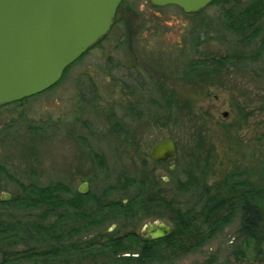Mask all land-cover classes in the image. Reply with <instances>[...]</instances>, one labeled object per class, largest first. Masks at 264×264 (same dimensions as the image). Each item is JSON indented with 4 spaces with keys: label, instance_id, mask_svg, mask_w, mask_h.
I'll return each mask as SVG.
<instances>
[{
    "label": "rangeland",
    "instance_id": "obj_1",
    "mask_svg": "<svg viewBox=\"0 0 264 264\" xmlns=\"http://www.w3.org/2000/svg\"><path fill=\"white\" fill-rule=\"evenodd\" d=\"M257 1L264 4L217 0L187 15L122 0L106 38L57 85L0 107V200L55 184L67 200L86 184L93 210L96 202L128 204L136 191L127 183L144 180L155 206L163 200L186 209L192 197L174 190L185 172L214 202L263 185L264 15L251 42L227 26L234 10ZM226 57L233 61L209 65ZM163 139L174 141L176 158L154 164L149 151ZM135 210L112 222L111 232L139 235L149 222L169 223L157 207ZM42 211L0 206V223ZM238 228L235 218L211 242L164 264H264V220L255 241L240 240Z\"/></svg>",
    "mask_w": 264,
    "mask_h": 264
},
{
    "label": "trees",
    "instance_id": "obj_2",
    "mask_svg": "<svg viewBox=\"0 0 264 264\" xmlns=\"http://www.w3.org/2000/svg\"><path fill=\"white\" fill-rule=\"evenodd\" d=\"M232 13L227 26L241 37L242 42H251L261 34L258 22L264 15V4L257 1ZM227 61L233 59L226 57L211 61L209 65L221 67ZM191 67L196 68L193 65ZM129 182L128 185H135L136 193L127 201L128 204L96 202L93 210L85 204L87 195L75 192L64 200L62 194L66 191L58 184L33 186L24 190V196L11 202L0 200V206L15 205L23 210L43 209L40 216H10L6 222L0 223V264L44 260H111L126 261L128 264H153L160 261L164 264L193 253L211 242L235 218L239 219L237 235L240 240L248 243L259 237L260 223L264 220L258 214L264 211V184L239 197L214 202V199L206 198L199 178L185 172L183 179L175 182L174 190L180 195L190 194L192 202L186 209H175L171 202L163 200H159L160 206H155L157 200L147 194L146 181ZM250 206L255 208V216H250ZM156 207L160 215L173 226V233L168 238L145 242L129 235L117 237L106 232L108 224L127 218L126 215L134 208H137L135 212L147 214ZM130 245L139 247L137 258L118 257L125 253L123 248L128 249Z\"/></svg>",
    "mask_w": 264,
    "mask_h": 264
},
{
    "label": "water",
    "instance_id": "obj_3",
    "mask_svg": "<svg viewBox=\"0 0 264 264\" xmlns=\"http://www.w3.org/2000/svg\"><path fill=\"white\" fill-rule=\"evenodd\" d=\"M121 1L0 0V107L57 84L66 68L108 34ZM213 1L149 0L153 7L173 6L187 15ZM176 155L174 141L163 139L151 147L149 160L156 164ZM87 191L86 184L78 189L81 195ZM147 233L157 240L169 237L173 229L162 222L148 224Z\"/></svg>",
    "mask_w": 264,
    "mask_h": 264
},
{
    "label": "flooded vegetation",
    "instance_id": "obj_4",
    "mask_svg": "<svg viewBox=\"0 0 264 264\" xmlns=\"http://www.w3.org/2000/svg\"><path fill=\"white\" fill-rule=\"evenodd\" d=\"M119 8V7H118ZM118 10V9H117ZM116 14H117V11H116ZM115 14V16H116ZM115 19V17H114ZM113 25H114V20H113ZM112 25V26H113ZM111 26V28H112ZM110 28V29H111ZM110 32V30H109ZM108 32V33H109ZM108 35V34H107ZM106 38V36L100 40L98 43H96L93 47H91L86 53H84L80 58H78L73 64H75L76 62L80 61L90 50L94 49L95 47L99 46V44ZM72 64V65H73ZM72 65H70L69 67H71ZM68 67V68H69ZM66 68L63 72V74L65 73V71L68 69ZM62 74V76H63ZM62 78V77H61ZM61 80V79H60ZM78 193V192H77ZM79 194V193H78ZM81 195V194H80ZM85 196V195H84ZM158 223H161V222H158V221H152V222H149L147 224H145V226H143V229L141 230L140 234H134V233H127V234H116V233H113L111 232V227L113 226V224H111L110 227H108L106 229V232L107 233H112V234H115L117 237H122V236H126V235H129V236H132L136 239H139V241H145V242H150V241H158V240H162V239H157V240H153L151 239V233L148 234L147 233V228H148V224H152V225H156ZM164 223V222H162ZM115 225V224H114ZM168 226H170L172 229L173 227L171 226L170 223H168ZM147 235V237H146ZM171 236V235H170ZM168 238V237H166ZM165 239V238H163ZM101 242H104V241H101ZM123 250L125 251V253L121 254V255H118V257H124V258H129V257H133V258H137V256L139 255L138 254V250H139V247L136 246V245H130L128 249L126 248H123ZM31 264H128L126 261H111V260H72V261H65V260H59V261H49V260H44V261H40V262H36V263H32L30 262ZM132 264H137L135 262H132ZM153 264H159V261H156L155 263Z\"/></svg>",
    "mask_w": 264,
    "mask_h": 264
}]
</instances>
